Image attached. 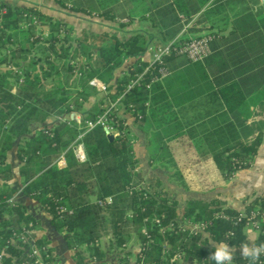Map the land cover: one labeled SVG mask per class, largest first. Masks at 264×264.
Masks as SVG:
<instances>
[{
  "label": "trees",
  "instance_id": "obj_1",
  "mask_svg": "<svg viewBox=\"0 0 264 264\" xmlns=\"http://www.w3.org/2000/svg\"><path fill=\"white\" fill-rule=\"evenodd\" d=\"M55 1L61 6L69 2L78 12H94L76 4V0ZM121 1L118 4L119 0H105L106 4L101 2V9L94 13L112 22L123 19L131 22L136 17L132 15L134 11L127 12L124 6L138 2V19L148 21L157 29L158 42L165 45L210 0H128L127 4ZM253 26L252 14L238 17L225 39L223 51L219 50L221 42L215 40L213 32L192 37L214 36L211 53L203 62L191 63L184 55L172 53L164 56L161 64L150 65L147 59L143 60L150 43L145 32H133L124 40L106 32L99 35L84 32L74 37L72 27L43 13L36 5L0 3V264L31 260L26 253L27 246L11 244L9 240L21 225L33 222L37 226L22 204L8 205L14 191L7 184L11 170L6 164V153L16 138L28 134L32 123L81 110L79 99H87L89 81L94 78L106 86L109 101L123 96L121 106L129 117L112 116L120 136L109 141L101 127L85 129L84 121L94 119L103 111L102 107L94 106L79 124L61 122L51 128L44 127L17 148V157L22 162L20 175L25 182L22 194L48 213L50 225L62 235L67 250L73 252L74 263L106 264L99 240L108 229L117 264H183L175 259L178 255L183 262L215 264L208 258L214 244L223 242L231 248L245 244V221L235 223L238 211L223 207L217 199L186 202L183 220L207 225L206 235L191 233L180 227L177 202L159 183L147 187L135 183L139 174L135 172L138 160L131 126L145 135L150 161L172 164L167 143L184 135L179 116L185 106L219 101L218 105L229 115L234 114L233 118L222 114L210 119L207 124L217 126L216 130L188 137H201L224 180L239 170L248 169L262 144L261 134L249 140L253 130L244 125L249 114L239 115L244 107L248 108L247 99L264 85V31ZM38 27L46 30V36L35 33ZM97 39L104 45L95 46ZM189 39L179 36L178 41ZM77 58L85 60L79 67V78L74 77V64H71ZM131 58L135 61L124 75L113 79L114 71ZM7 66L23 71L21 85H18V75L4 68ZM161 67L169 75L153 82ZM141 73L138 84L126 92L130 80ZM70 77L82 81L73 93ZM82 133L81 140H77ZM77 143L84 148V162L75 158L72 146ZM62 155L65 167L60 168L56 160ZM107 198H111L110 204L105 202ZM255 208L264 210V192L250 200L244 210L248 213ZM218 212L223 218H214ZM131 236L139 244L133 263L127 251ZM262 244L264 232L258 235L254 246ZM36 246L46 250L41 252L42 264H58L54 250L44 237L36 238ZM81 247H85L86 255L79 251ZM232 264H249V260L233 255ZM256 264H264V254Z\"/></svg>",
  "mask_w": 264,
  "mask_h": 264
},
{
  "label": "crops",
  "instance_id": "obj_2",
  "mask_svg": "<svg viewBox=\"0 0 264 264\" xmlns=\"http://www.w3.org/2000/svg\"><path fill=\"white\" fill-rule=\"evenodd\" d=\"M104 1L105 0H89L87 4L94 6L95 12V10L101 9V2L103 5L106 4ZM123 2L127 4L128 0ZM0 3H5L8 6L36 5L43 13L72 27V35L74 37H80L84 32L91 35H99L106 32L120 39L118 36L120 32L115 28L116 21L112 22L105 20L94 12H90L92 17H89L88 15L90 13L83 14V12L74 10L72 4L69 2L63 6L56 3L55 0H0ZM118 4H122V1L119 0ZM83 6L86 7V5ZM135 9L136 6H134L133 3L127 4L125 8L127 12L134 11ZM247 13L253 16V27L260 31H264V0H210L200 13L184 24L178 36L192 38L213 32L215 33V40L218 43L221 42L219 44V50L223 51L226 48L225 39L229 36L233 28V22L238 17ZM200 14H202L201 20L199 19ZM117 21L120 22L119 20ZM123 21L126 22V25L121 32L125 37L120 40L126 39L133 32H145L150 37L149 44H160L158 42V30L152 28L148 21L149 25L147 26H139V23L143 21L139 19H134L131 22L127 19H123ZM134 61L135 59L131 58L128 65H131ZM88 92L89 96L85 101L79 99L82 102L81 110L71 111L68 114L61 115V118L65 120L73 119L74 123L79 124L94 106L103 108L108 105L109 100L107 99V93H102L92 87L88 89ZM95 93L102 96L97 102L94 97ZM200 103L201 102H199V105L196 107H190L189 105L185 106L181 117L179 116V119L184 124L181 130V134L184 135L174 138L167 143L168 152L171 156L170 160L173 164L172 167L169 166L170 163L168 162L150 161V148L145 135L141 133L136 126H131L133 149L138 160V167L135 172L139 174V178H136L135 183L146 187L154 186L156 183H159V187L163 189L169 197L176 200L177 220L180 226L184 228H187V224L183 220L182 214L187 201L197 200L210 202L213 199H217L223 207L241 211L250 200L264 192V85L253 97L251 96L247 99L246 103L248 108L246 109V107H244L243 112H239L241 117H244L247 113L249 114L244 124L245 127L253 130V134L249 137V140L261 134L262 144L251 166L248 169L237 171L232 178L228 180H224L221 173V177H219L218 180H213L210 177L208 166L212 164V167H214L215 164L210 153H208V147L204 141L201 140V137L196 136L193 139L188 136L212 133L218 127H212L207 124L208 120L218 118L222 114L224 117L233 118L234 114L229 115L225 108L218 105L219 101H203V104ZM59 117L60 115L50 116L46 118L44 122H34L30 125L28 134L15 139L12 149L6 153V164L11 170V179L7 184L9 188L14 191V195L10 198L13 204L15 202L22 204L27 214L32 216L37 222L36 236L37 238L44 237L47 240L49 246L54 250L56 262L58 264H75L72 260L73 252L67 250L62 235L54 231L50 225L48 213H46L35 201L22 194L25 182L20 175L22 162L17 157L18 147L23 146L26 140L32 138L44 127L51 128L61 123L62 121L58 119ZM202 121H205L206 126L202 125ZM72 149L77 161L84 162L86 160L84 148L81 144H75L72 146ZM77 154L83 156V159H79ZM56 162L60 168L65 167V158L63 155L60 156ZM184 167H188L185 172ZM171 170L176 171L171 175L169 172ZM244 232L246 235V243L238 248H232L233 255H241L240 249L244 245L249 247L254 246V242L258 237L256 232L248 226H245ZM111 236V231L108 229L106 234L100 238L99 244L102 251L105 253L104 262L106 264H112L111 257L114 256V264H117L116 251L108 247L112 240ZM136 244L137 251L131 257L132 263L135 261V256L139 251L138 242ZM79 251L82 254H87L85 247L79 248ZM127 251L131 253L130 249H127ZM182 263L195 264L191 260L182 261Z\"/></svg>",
  "mask_w": 264,
  "mask_h": 264
},
{
  "label": "built area",
  "instance_id": "obj_3",
  "mask_svg": "<svg viewBox=\"0 0 264 264\" xmlns=\"http://www.w3.org/2000/svg\"><path fill=\"white\" fill-rule=\"evenodd\" d=\"M22 26L24 28L27 27L26 25ZM178 39L179 36H177L173 41L165 45L149 44L145 51V57L147 58L144 57L143 60L147 59L150 65L154 63L161 64L164 56L174 53L176 55H184L191 63L203 62V60H205L211 53L210 45L214 40V36L208 34L198 38H190L189 40L184 42H179ZM71 64L75 63L71 62ZM79 67L80 66H74V77L79 78L81 76V73L79 72ZM6 69L11 70L13 74L18 75V85H21L23 83V71L20 68H13L12 66H7ZM148 69L149 66L143 72L145 73ZM167 75H169V72L165 68L161 67L158 70V76L154 77L152 81H161ZM141 77L142 73L136 74L134 76V79L130 80L129 84L127 85L126 92L131 90L135 85H137ZM89 86L95 88L97 91H100L102 93H108L106 86L96 78L89 81ZM147 88H149V85L147 86ZM122 97L123 96L118 97L115 101L110 100L108 102V105L106 107H103V111L100 115L96 116L94 119L84 121L85 129L89 131L95 127H101L106 133V135H111L114 137V139L120 136L121 131L119 130L117 124H113L112 116L115 115L117 117H129V114H125L124 109L121 106ZM140 118L141 117L139 116V119ZM58 119L62 122H66L67 124H70V122L74 121L73 119L65 120L61 118V116ZM83 135L84 133L80 134L77 140H81ZM77 156L79 157V159H83V156H80L78 154ZM105 202L110 204L112 200L111 198H107ZM98 203L100 205L103 204L102 202ZM8 205H13L12 199L8 200ZM62 211H64V209H62ZM214 218H223V215L222 213L218 212L214 215ZM242 221H245V225L250 227L254 232H256L257 236L263 234L264 210H259L255 208L248 213L244 209L238 211V216L236 218L235 223H240ZM186 224L187 228H184L183 226L180 227L184 230H189L191 233H201L202 235H206V223L190 224L186 222ZM36 228L37 226L33 222H29L27 224L21 225V227L17 228L12 232V236L9 240L11 244L19 243L28 247L26 253L28 259L31 260H27L26 262L21 264H42L43 258L41 252H46V250L45 248L41 249L36 246ZM45 257L48 258L49 255L46 254ZM175 259L183 261L181 255L176 256ZM1 260L2 255L0 254V261Z\"/></svg>",
  "mask_w": 264,
  "mask_h": 264
},
{
  "label": "rangeland",
  "instance_id": "obj_4",
  "mask_svg": "<svg viewBox=\"0 0 264 264\" xmlns=\"http://www.w3.org/2000/svg\"><path fill=\"white\" fill-rule=\"evenodd\" d=\"M89 0H76L75 1V3L76 4H83V5H86V7H89L91 10H93L94 11V9H95V7L94 6H92L91 4H87V3H89L88 2ZM133 4H134V6H136V9L134 10V12L132 13V15H134V16H136L135 17V19H138V16H139V14H140V10H139V3L138 2H133ZM126 6L127 5H125V7H124V9L123 10H125V8H126ZM130 6V5H129ZM116 11H118V14H120L121 12L117 9ZM84 14V13H83ZM89 17H92V15H91V13L88 15ZM120 22H118V21H116L115 22V28H116V30L117 31H119L120 33H119V38L120 39H123L125 36H124V34L121 32V30L123 29V27L126 25V22H124L123 20L121 21V20H119ZM147 25H149V23L147 22V21H141L140 23H139V26H147ZM35 33H41L43 36H46V30L44 29V28H42V27H38V29L35 31ZM95 46H102V45H104V43L103 42H100V40L99 39H97L96 41H95ZM37 55H40V53H38V52H35ZM34 53V54H35ZM75 64H74V66H80V65H83V64H85V60L83 59V58H77L76 60H74L73 61ZM129 62H130V59H126V60H124V62L122 63V65L119 67V68H117L115 71H114V73H113V79L114 78H119V77H121V76H123L124 75V73L129 69ZM128 67V68H127ZM5 69H6V67H4ZM82 84V81L80 80V79H77V78H73V77H70V79H69V85H70V92L71 93H73V92H75V90H76V87H78V86H80ZM92 91V90H91ZM94 91V90H93ZM94 94V93H93ZM95 100H96V102L97 101H99L101 98H102V96L100 95V94H96L95 93ZM151 134V133H150ZM149 138H152V135L150 136L149 135ZM172 165L173 164H169V166L170 167H172ZM213 165L212 164H210V166H208V169L210 170V177L213 179V180H218V178L219 177H221L220 176V172H219V170L217 169V168H215V166L214 167H212ZM187 168L188 167H184V172L185 171H187ZM176 170H171V171H169L170 173H171V175L173 174V172H175ZM180 172V171H179ZM248 230V229H247ZM112 237V236H111ZM137 238L135 237V236H131V238H130V241H129V243H128V245H127V249H130L131 250V257L133 256V254H135V252L137 251ZM111 242V241H110ZM111 250H113L114 248H111V246H110V244H109V246H108ZM115 250V249H114ZM116 251V250H115ZM114 255V254H113ZM111 259H112V264H114L115 263V259H114V256L113 257H111Z\"/></svg>",
  "mask_w": 264,
  "mask_h": 264
},
{
  "label": "clouds",
  "instance_id": "obj_5",
  "mask_svg": "<svg viewBox=\"0 0 264 264\" xmlns=\"http://www.w3.org/2000/svg\"><path fill=\"white\" fill-rule=\"evenodd\" d=\"M214 251L209 253L208 258L213 260L215 264H232L233 249L226 243L213 245ZM241 255L249 260V264H256L260 255L264 253V244L249 247L244 245L240 249Z\"/></svg>",
  "mask_w": 264,
  "mask_h": 264
},
{
  "label": "water",
  "instance_id": "obj_6",
  "mask_svg": "<svg viewBox=\"0 0 264 264\" xmlns=\"http://www.w3.org/2000/svg\"><path fill=\"white\" fill-rule=\"evenodd\" d=\"M107 139H108L109 141H113V140H114V137L111 136V135H107Z\"/></svg>",
  "mask_w": 264,
  "mask_h": 264
}]
</instances>
